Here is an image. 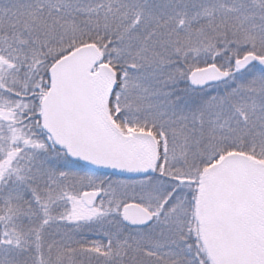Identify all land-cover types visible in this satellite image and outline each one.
Returning <instances> with one entry per match:
<instances>
[{
	"label": "snow or ice",
	"instance_id": "1",
	"mask_svg": "<svg viewBox=\"0 0 264 264\" xmlns=\"http://www.w3.org/2000/svg\"><path fill=\"white\" fill-rule=\"evenodd\" d=\"M0 264H264V0H0Z\"/></svg>",
	"mask_w": 264,
	"mask_h": 264
}]
</instances>
